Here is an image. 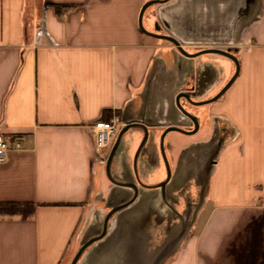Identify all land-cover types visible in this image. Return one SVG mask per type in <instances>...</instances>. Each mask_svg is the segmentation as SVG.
I'll return each instance as SVG.
<instances>
[{"label": "crops", "instance_id": "obj_1", "mask_svg": "<svg viewBox=\"0 0 264 264\" xmlns=\"http://www.w3.org/2000/svg\"><path fill=\"white\" fill-rule=\"evenodd\" d=\"M0 0V264H264V0ZM53 4L70 7L60 13ZM195 116L199 129L177 103ZM125 124L103 151L92 125ZM179 127L186 132L171 130ZM165 156V157H164ZM171 175H167L166 161ZM164 184V186H162Z\"/></svg>", "mask_w": 264, "mask_h": 264}, {"label": "water", "instance_id": "obj_2", "mask_svg": "<svg viewBox=\"0 0 264 264\" xmlns=\"http://www.w3.org/2000/svg\"><path fill=\"white\" fill-rule=\"evenodd\" d=\"M163 1H167V0H150L148 2H146L142 8H141V11H140V15H139V26L141 28V30L150 35V36H153V37H156V38H159V39H164V40H168L170 41L171 43H173L175 46L178 47V49L184 54V55H187V56H190V57H193V56H198L200 54H205V53H217V54H221V55H224L230 59H232L235 63H236V72L235 74L232 76V78L226 83V85L221 89V91H219V93L217 95H215L214 97L210 98V99H207L205 101H200V102H193L195 104H206V103H209V102H212L214 100H217L228 88L229 86L233 83V81L235 80V78L238 76L239 74V70H240V63H239V60L238 58L236 57V55H234L230 50H225V49H220V48H207V49H203L197 53H189L187 52L183 47L182 45L179 43V41L177 39H175L174 37H171V36H168V35H163V34H160V33H155V32H151V31H148L144 25H143V15H144V12L145 10L152 4H155V3H158V2H163ZM181 96H184L186 98H188V95L185 94V93H180L177 97V103H178V106L180 107V109L186 113L193 121L194 123V129L192 131H184L183 129L179 128V127H175V126H172V127H169L167 128L163 135H162V140L165 136V134L171 130H177V131H181V132H188V133H195L198 129H199V122L197 120V118L195 116H193L192 114L188 113L187 111H185L181 104H180V97ZM165 157V156H164ZM166 161V166H167V175L168 177H170L171 175V172H170V168H169V164ZM164 186V184L162 185ZM89 244L86 243L85 245H83L81 247V249L76 253L73 261L71 264H75L77 259L79 258L80 254L82 253V251L84 250V248Z\"/></svg>", "mask_w": 264, "mask_h": 264}, {"label": "built area", "instance_id": "obj_3", "mask_svg": "<svg viewBox=\"0 0 264 264\" xmlns=\"http://www.w3.org/2000/svg\"><path fill=\"white\" fill-rule=\"evenodd\" d=\"M124 124L125 122L118 116H113L108 120H97L92 125L97 150H106L111 145L114 137L119 134L121 126ZM20 148L21 143L18 140L11 142L8 137L0 133V163L8 159L11 150Z\"/></svg>", "mask_w": 264, "mask_h": 264}, {"label": "trees", "instance_id": "obj_4", "mask_svg": "<svg viewBox=\"0 0 264 264\" xmlns=\"http://www.w3.org/2000/svg\"><path fill=\"white\" fill-rule=\"evenodd\" d=\"M53 6L60 13L62 12V9L70 7L67 4H53ZM38 205L39 203L29 200H3L0 201V216H19L21 219L26 220L34 215L35 209Z\"/></svg>", "mask_w": 264, "mask_h": 264}]
</instances>
